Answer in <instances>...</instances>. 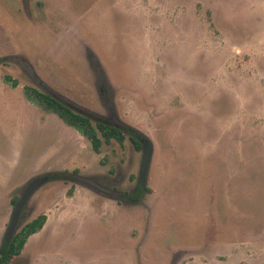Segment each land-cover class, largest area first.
Here are the masks:
<instances>
[{"label": "rangeland", "instance_id": "rangeland-1", "mask_svg": "<svg viewBox=\"0 0 264 264\" xmlns=\"http://www.w3.org/2000/svg\"><path fill=\"white\" fill-rule=\"evenodd\" d=\"M25 85L141 133V197L143 150L96 154ZM52 173L10 264H264V0H0V249Z\"/></svg>", "mask_w": 264, "mask_h": 264}, {"label": "trees", "instance_id": "trees-1", "mask_svg": "<svg viewBox=\"0 0 264 264\" xmlns=\"http://www.w3.org/2000/svg\"><path fill=\"white\" fill-rule=\"evenodd\" d=\"M2 81L13 89L20 85L19 81L11 75H5ZM22 92L27 102L35 105L45 113L55 114L66 126L75 129L81 136L86 138L93 151L98 155L102 153L104 144L109 145L112 142H116L124 146L125 141L129 138L136 150L141 151L143 150V144L148 141L141 133L129 127L114 125L103 120L94 121L91 116L76 111L64 100L37 87L25 85L22 88ZM106 161V159H103L101 163L106 164ZM77 171L75 170L76 173ZM53 175L55 174L47 175L48 179H51ZM74 189L75 186L73 185L68 192V196L71 197L73 195ZM147 191L150 192L149 189ZM18 200V197H14L12 205L14 206ZM47 221V215L41 214L18 230L10 246L6 250L0 249V264H10L14 259L18 258L22 254L29 238L41 232Z\"/></svg>", "mask_w": 264, "mask_h": 264}, {"label": "water", "instance_id": "water-1", "mask_svg": "<svg viewBox=\"0 0 264 264\" xmlns=\"http://www.w3.org/2000/svg\"><path fill=\"white\" fill-rule=\"evenodd\" d=\"M152 158V146L149 141L145 142L143 144V159H142V167H141V172H140V177H139V182H138V190L136 193V198H140L141 195L145 191V185L147 181V176H148V170L150 166ZM48 177H40L37 179L32 180L25 188L23 195L19 198L17 203L14 205V209L11 215V219L7 228V231L4 236L3 244H2V249L6 250L14 236L16 235L18 229H19V224L20 220L23 214V211L32 197V195L41 187L43 186L47 181Z\"/></svg>", "mask_w": 264, "mask_h": 264}, {"label": "crops", "instance_id": "crops-1", "mask_svg": "<svg viewBox=\"0 0 264 264\" xmlns=\"http://www.w3.org/2000/svg\"><path fill=\"white\" fill-rule=\"evenodd\" d=\"M44 113H45V112H44ZM47 114H48V113H47ZM48 115H55V114H48ZM57 117H58V116H57ZM59 119H60V118H59ZM70 128H71V127H70ZM71 129H73V128H71ZM73 130L76 131L75 129H73ZM82 137H83V136H82ZM49 166H50V165H49ZM57 168H59L60 170L63 169V168H62V165H61V166H58Z\"/></svg>", "mask_w": 264, "mask_h": 264}, {"label": "flooded vegetation", "instance_id": "flooded-vegetation-1", "mask_svg": "<svg viewBox=\"0 0 264 264\" xmlns=\"http://www.w3.org/2000/svg\"><path fill=\"white\" fill-rule=\"evenodd\" d=\"M27 206V205H26ZM26 208V207H25Z\"/></svg>", "mask_w": 264, "mask_h": 264}]
</instances>
